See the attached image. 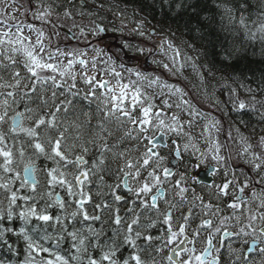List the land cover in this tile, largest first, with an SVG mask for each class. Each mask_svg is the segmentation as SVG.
<instances>
[{"label": "snow or ice", "instance_id": "snow-or-ice-1", "mask_svg": "<svg viewBox=\"0 0 264 264\" xmlns=\"http://www.w3.org/2000/svg\"><path fill=\"white\" fill-rule=\"evenodd\" d=\"M104 7L0 0V264H264V134L224 119L264 124V81L218 76L145 20L110 28ZM214 7L264 45V0L255 18ZM107 32L112 52L89 40Z\"/></svg>", "mask_w": 264, "mask_h": 264}, {"label": "trees", "instance_id": "trees-1", "mask_svg": "<svg viewBox=\"0 0 264 264\" xmlns=\"http://www.w3.org/2000/svg\"><path fill=\"white\" fill-rule=\"evenodd\" d=\"M104 2L131 10L134 19L145 20L147 25L158 32L166 33L177 43L187 41L196 44L197 51L189 50V54L193 57L199 54L200 62L210 66L218 76L223 71L225 76L243 79L253 88L264 81V45L245 41L241 35L227 30L226 22L221 21L220 13L214 7L215 0H182L184 7L178 11L174 5L172 7L162 5V0H104ZM229 2L239 3L240 0ZM247 2L251 5L248 11L255 18L258 0ZM233 45L239 50L233 54L232 59L224 60L225 49ZM118 46H111L112 51ZM225 98L221 95V99ZM224 119L226 126L228 123L236 124L246 135L264 134V124L259 121L256 113L246 115L233 113L230 119L228 117ZM241 119L246 124L239 123ZM18 247L21 251L20 258H23L22 242ZM5 255L7 253L0 250V256Z\"/></svg>", "mask_w": 264, "mask_h": 264}, {"label": "bare ground", "instance_id": "bare-ground-1", "mask_svg": "<svg viewBox=\"0 0 264 264\" xmlns=\"http://www.w3.org/2000/svg\"><path fill=\"white\" fill-rule=\"evenodd\" d=\"M105 3V7L104 9L101 11L100 15L104 17V19L102 21H98V22H101L105 25H107L108 27H118L119 26V17L114 15L113 13L115 11H118V10H124L125 13H126V17H133L134 16V13L131 11V10H128V9H117L115 7H112L114 6V4L112 3H108V2H104ZM111 8V10H109ZM114 35V34H113ZM111 39V38H110ZM100 40V42H98V45L100 47H104L106 44H111V41H114L113 38L111 40ZM117 40L118 41H115L117 45L120 44V38L117 36ZM111 46H113V44H111ZM113 48H108L107 51L111 52Z\"/></svg>", "mask_w": 264, "mask_h": 264}, {"label": "rangeland", "instance_id": "rangeland-1", "mask_svg": "<svg viewBox=\"0 0 264 264\" xmlns=\"http://www.w3.org/2000/svg\"><path fill=\"white\" fill-rule=\"evenodd\" d=\"M119 9H123V8H121V7H118ZM120 19H119V26L117 27V28H119L120 26H121V21L123 20L124 21V23H127V25H128V30H130L131 28H133L134 26H135V24H134V21L136 20V19H134L133 17H132V20H128V19H125L124 17H119ZM21 19H23V17H21ZM53 19H55V18H53ZM79 17L77 18V20L79 21ZM68 24L70 25L71 24V21H68ZM147 26V25H146ZM148 27V26H147ZM148 28H150V27H148ZM74 31H76L75 29H74ZM116 33H118V32H116ZM125 38H127V39H129V40H134L135 38L134 37H132V36H128L127 35V32L125 33ZM89 40H93L91 37H89ZM94 46V45H93ZM95 47H100L99 45H96ZM89 55L91 56V55H94V53H91V52H89ZM226 99V98H225Z\"/></svg>", "mask_w": 264, "mask_h": 264}, {"label": "flooded vegetation", "instance_id": "flooded-vegetation-1", "mask_svg": "<svg viewBox=\"0 0 264 264\" xmlns=\"http://www.w3.org/2000/svg\"><path fill=\"white\" fill-rule=\"evenodd\" d=\"M111 40V39H110ZM111 44H113V46H117L115 41H111Z\"/></svg>", "mask_w": 264, "mask_h": 264}]
</instances>
